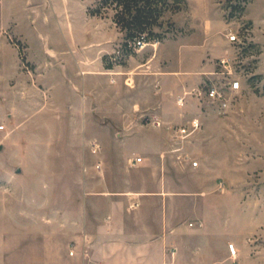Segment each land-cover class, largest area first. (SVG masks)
<instances>
[{
	"label": "rangeland",
	"instance_id": "374dc122",
	"mask_svg": "<svg viewBox=\"0 0 264 264\" xmlns=\"http://www.w3.org/2000/svg\"><path fill=\"white\" fill-rule=\"evenodd\" d=\"M200 2L203 6L197 0H169L162 14L154 18L152 31L147 29L142 34L147 37L148 47L162 43L161 63L168 61L170 71L174 68L178 43L180 46L202 43L203 16L209 15L214 23L219 17L223 18L222 29L212 37L213 45L222 47V56L212 59L211 70L199 71L202 75L207 72V76L198 89L205 91L213 83L227 88L229 106L220 110L216 104L199 96L198 90L192 89L193 85H188V90H192L187 96L190 100L178 110L176 100L182 86L175 85L169 74V93L163 113L171 123L164 122L161 127L151 124L153 116L144 113L139 116L140 110L134 111L131 104L120 111L121 116H117V106L111 109L112 104H96L95 101L92 104H59L64 97L59 99L61 95L56 94L54 98L43 86L44 77L35 70L36 61L32 60V55L39 52L38 44L29 49L22 36L16 35L13 28L5 27L8 19L15 18L22 33L30 40L37 38L27 15L19 7H14L17 10L13 12L8 8L5 14L0 12V67H3L0 149L4 148L0 152V187L12 188L8 194L13 200L30 199V204L25 203L23 215L9 217L0 264L74 262L75 259L64 258L68 241L63 213L59 212L70 208L73 214H78L85 197L98 193L96 189H88L87 183L105 179L118 189L128 178L136 182L154 181L167 170L166 175L171 180L221 184L237 199V205H248L264 216V0ZM88 4V16L97 19V28L100 31L101 26L103 31V36L93 45L97 48L88 54L97 61L94 71L102 66L108 71L113 68L127 74L132 72L124 79L128 86L142 66L131 68L127 60L139 51L129 46L128 32L116 23V10L111 0H88ZM0 9L3 6L0 5ZM229 26L239 37L236 44H231L226 36ZM171 39L178 40L176 45ZM101 46L103 51L98 49ZM225 56H230L234 62L233 76L241 81L239 90L232 91L228 80L220 73L219 61ZM181 57L186 60L187 54ZM152 64L146 67L151 73ZM109 72V79L114 81L118 73ZM201 74L192 76L198 78ZM54 100L57 104H53ZM135 112L139 113V124L119 122L122 118L131 120ZM118 134L121 141L117 139ZM143 135L156 144L160 153L148 159L145 167H130L133 171L128 174L122 153H131L134 143L141 141L138 136ZM166 138L182 148L181 151L166 153ZM93 143L100 144L98 153L92 150ZM200 154L204 165L200 162ZM194 161H198L199 166L194 167ZM98 162H103L104 173L98 168ZM17 168L22 169L21 174L17 173ZM178 168H193L194 172L184 169L175 172ZM216 192L222 193L217 188ZM36 202L39 210L47 206L57 209L54 229L49 228L46 215H38L34 210Z\"/></svg>",
	"mask_w": 264,
	"mask_h": 264
},
{
	"label": "crops",
	"instance_id": "0c3cea01",
	"mask_svg": "<svg viewBox=\"0 0 264 264\" xmlns=\"http://www.w3.org/2000/svg\"><path fill=\"white\" fill-rule=\"evenodd\" d=\"M197 3L203 6L200 0ZM0 5L3 6L0 9L2 13L6 12V8L13 12L17 10L14 7H19L36 30L37 38L30 40L19 30L15 18L8 19L5 25L22 36L29 49L38 44L39 52L32 55V60L36 61L35 70L44 77L43 86L54 98L56 94L61 95L59 99L64 97L59 104H92L93 101L96 104H112V110L116 106L119 109L117 116L122 115L120 111L125 110L126 104H131L134 111L140 110L139 116L143 113L156 115L163 122L171 123L163 113V104L167 103L169 93V74L173 83L183 89L176 100L179 110L184 107L179 106L180 98H184V104L190 100L187 96L192 94V90H188L187 86L193 85L192 89L199 91L207 76V72L202 75L199 71L211 70L212 59L222 56V47H215L212 37L222 29L223 18L219 17L214 23L209 15L207 18L204 15L202 43H183L181 46L178 43L174 68L170 71L168 61L164 60L163 65L161 63L162 43L152 47L146 45L137 55L130 57L128 65L131 68L141 65L142 70L133 75L135 78L127 86L124 79L132 72L127 74L111 68L109 71L118 73V77L111 81L110 72L102 66L94 71L97 66L94 62L97 61H93L88 54L97 48L93 45L96 39L103 36V31L101 26L98 30L97 19L88 16V0H0ZM170 41L176 45L178 40ZM102 48L98 49L103 51ZM183 53L187 54L186 60L181 57ZM150 62H153L152 73L146 68ZM196 73L202 77L192 76ZM53 104L57 101L54 100ZM138 114L135 112L131 120L122 118L119 122L139 124ZM138 137L141 141L134 143L131 153H122L128 174L133 171L130 167H145L148 159L160 153L150 138L144 135ZM117 139L121 141L119 134ZM166 139V153L181 151L177 148H182L176 147L171 139ZM93 144L97 148L94 153H98L100 144ZM3 150L0 149V152ZM161 155L163 157L165 152ZM199 156L204 165L202 154ZM137 157L143 158L142 163L133 164ZM97 165L104 173L103 162ZM180 169L184 168L175 172L179 173ZM183 171L194 172L193 168ZM166 172L164 170V175L154 181L136 182L128 178L118 189L106 179L87 183L88 189H96L98 193L85 197L82 210L76 215L70 208L59 212L63 213V227L68 241L65 260L75 259L71 264H228V245L233 243L238 252V264H264L263 215H258L248 205H237V199L231 197L221 184L171 180ZM17 173L21 174L22 169L17 168ZM216 188L222 193L217 194ZM11 189L0 187L1 253L9 217L23 215L25 203L30 201L27 198L13 200L8 194ZM35 204L37 214L46 215L49 228L54 229L57 209L47 206L39 210L38 202ZM72 250L74 255H70Z\"/></svg>",
	"mask_w": 264,
	"mask_h": 264
},
{
	"label": "built area",
	"instance_id": "2783aa9c",
	"mask_svg": "<svg viewBox=\"0 0 264 264\" xmlns=\"http://www.w3.org/2000/svg\"><path fill=\"white\" fill-rule=\"evenodd\" d=\"M226 36L228 38V41L231 44H236L239 41V37L233 27L229 26L226 29ZM146 45H147V40H146L145 35L138 36L134 40L129 41V46L136 51L142 50ZM219 63H220V67L222 68L220 73L224 75L226 79L228 80L227 83H228L229 88L232 91L239 90L241 88V81L238 77L233 76L234 75L233 73L234 62L231 59V57L225 56L221 58ZM227 91H228L227 88L218 86L217 84L213 83L211 86H209L207 90L205 91L199 90L198 94L199 96L201 97L204 96L205 98L210 100L212 103L216 104L220 110H224L225 108L229 106V101L227 98V93H228ZM178 102L180 106L185 105L184 98H180ZM151 124H153L155 127H161L164 124V122L159 117L153 116L151 118ZM183 131H185V129H183ZM92 147H93V151L96 152L97 151L96 145L93 144ZM177 150H181V149L177 148ZM186 158H188V156ZM142 161H143L142 157H137L133 160L132 163L139 164V163H142ZM198 164L199 163L197 161L192 162V165L194 167H197ZM228 248H229L230 260L232 261V264H237L238 263V252H237L235 244L233 243L229 244ZM70 254L74 255V251L72 250Z\"/></svg>",
	"mask_w": 264,
	"mask_h": 264
},
{
	"label": "trees",
	"instance_id": "16d2710c",
	"mask_svg": "<svg viewBox=\"0 0 264 264\" xmlns=\"http://www.w3.org/2000/svg\"><path fill=\"white\" fill-rule=\"evenodd\" d=\"M109 1V0H107ZM116 10V23L128 32L130 41L143 35L154 24V18L162 14L169 0H111ZM147 40V37H146Z\"/></svg>",
	"mask_w": 264,
	"mask_h": 264
}]
</instances>
